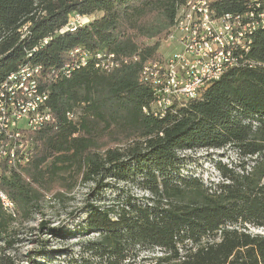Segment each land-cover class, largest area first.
<instances>
[{"label":"trees","instance_id":"obj_1","mask_svg":"<svg viewBox=\"0 0 264 264\" xmlns=\"http://www.w3.org/2000/svg\"><path fill=\"white\" fill-rule=\"evenodd\" d=\"M185 1L0 0V83L25 63L41 65L39 82L52 112L42 127L24 130L28 162L0 163V189L16 210L28 214L45 189L63 197L80 181H95L97 194L110 178L150 194L88 203L79 231L97 233L86 252L99 264H264V234L249 229L264 227V28L253 35L251 64L157 116L141 73L159 57ZM212 4L220 14L250 8L248 0ZM71 14L89 21L63 31ZM78 47L114 53L120 65L105 72L92 58L63 76L60 69ZM77 108L74 122L67 112ZM195 148H231L237 158L216 160L222 180L206 182L180 172V152ZM4 214L13 217L0 206ZM143 252L153 256L141 258Z\"/></svg>","mask_w":264,"mask_h":264},{"label":"built area","instance_id":"obj_2","mask_svg":"<svg viewBox=\"0 0 264 264\" xmlns=\"http://www.w3.org/2000/svg\"><path fill=\"white\" fill-rule=\"evenodd\" d=\"M248 2L250 8L243 12L222 14L212 0H186L180 6L167 38L173 50L148 61L141 73L140 80L153 89L151 111L155 115L163 116L175 104L201 97L230 69L251 64L247 56L254 33L264 28V2ZM72 55L73 62L60 69L63 76L70 77L73 71L88 66L92 58L101 71L109 72L120 65L114 53L93 55L78 47ZM41 69V65L25 63L0 83V163L4 158L16 166L28 162L30 150L24 130L38 129L52 119L49 92L39 82ZM52 73L59 76L56 70ZM67 115L74 122L79 119L74 110ZM0 206L11 214L16 210L15 202L1 189Z\"/></svg>","mask_w":264,"mask_h":264},{"label":"rangeland","instance_id":"obj_3","mask_svg":"<svg viewBox=\"0 0 264 264\" xmlns=\"http://www.w3.org/2000/svg\"><path fill=\"white\" fill-rule=\"evenodd\" d=\"M78 21L85 24L89 17L80 18L71 14L63 31L78 25ZM170 43L168 39L162 40L159 57L166 56L173 50ZM81 112V108L76 109L78 116ZM103 126L100 122L99 127ZM180 155V172L185 176L201 177L206 182L222 180L221 173L215 166L216 160L221 157L225 161L237 158L236 152L231 148H195L183 150ZM59 173L70 178L69 170H61ZM47 180L43 182L45 188ZM104 182H109L110 186L99 194L95 181H80L73 191L63 197H56L45 189V195L39 196L28 214L18 210L14 211L12 218L4 214L0 218V260L3 261L0 264H99L97 257L86 252V244L95 239L97 233L79 231L86 223L88 203H114L119 195L127 193L140 199L150 195L148 191L131 183L112 178L105 179ZM60 229H68L70 232L60 234ZM249 229L254 233L264 234V227L250 226ZM149 256H153V253L141 254V258Z\"/></svg>","mask_w":264,"mask_h":264}]
</instances>
